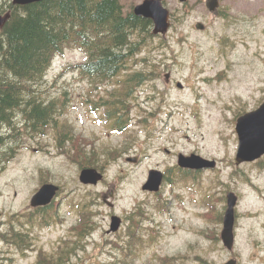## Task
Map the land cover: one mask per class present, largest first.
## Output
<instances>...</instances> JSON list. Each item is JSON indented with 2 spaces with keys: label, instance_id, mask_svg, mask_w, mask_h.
Listing matches in <instances>:
<instances>
[{
  "label": "rangeland",
  "instance_id": "obj_1",
  "mask_svg": "<svg viewBox=\"0 0 264 264\" xmlns=\"http://www.w3.org/2000/svg\"><path fill=\"white\" fill-rule=\"evenodd\" d=\"M143 1L121 0L126 9ZM163 1L171 28L130 63L148 79L127 99L123 132L106 116L115 86L85 75L77 47L36 85L55 105V122L9 132L16 154L0 172V264H264V157L235 162L237 118L264 102V0H222L217 15L205 0ZM11 2L0 0V15ZM179 154L218 165L186 174ZM93 161L103 163L104 180L83 185L81 171L98 169L85 166ZM151 169L167 177L157 194L142 189ZM47 183L60 193L44 213L30 201ZM229 192L238 196L233 252L220 238ZM113 215L123 224L108 233Z\"/></svg>",
  "mask_w": 264,
  "mask_h": 264
},
{
  "label": "trees",
  "instance_id": "obj_2",
  "mask_svg": "<svg viewBox=\"0 0 264 264\" xmlns=\"http://www.w3.org/2000/svg\"><path fill=\"white\" fill-rule=\"evenodd\" d=\"M152 26L150 19L137 17L133 7L126 9L121 0H44L16 9L0 31V172L16 154L14 147L7 146L9 132L16 133L20 124L41 132L54 121L55 105L37 97L36 85L69 47H77L85 54V75L115 86L105 100V107L109 108L106 116L114 115L113 127L123 132L128 121L123 122L122 118L130 114L127 99L134 88L148 79L144 72L130 70L129 62L148 39L154 38ZM120 104L125 105L124 109H119ZM6 125L7 130L3 131ZM64 138L66 135H61L60 143ZM6 150L8 159L2 155ZM101 165L93 161L85 166L104 170ZM216 216L221 223L222 215L215 213L213 217ZM134 233L135 230L131 236ZM214 239L220 241L217 236Z\"/></svg>",
  "mask_w": 264,
  "mask_h": 264
},
{
  "label": "water",
  "instance_id": "obj_3",
  "mask_svg": "<svg viewBox=\"0 0 264 264\" xmlns=\"http://www.w3.org/2000/svg\"><path fill=\"white\" fill-rule=\"evenodd\" d=\"M44 0H14L16 5H30L40 3ZM185 2L186 0H181ZM221 0H207L208 9L217 13ZM134 13L138 17L150 19L153 21V34L165 35L170 29V11L164 6L162 0H145L142 4L134 9ZM11 18L10 14L0 16V30L5 26ZM202 23L197 24L198 30H204ZM169 78V75H167ZM181 87V85H179ZM236 133L239 138V147L235 162L237 165L244 163H252L264 156V103L256 110L248 112L237 119ZM137 159H130V162L136 163ZM178 165L182 169L202 171L207 169H215L217 167L216 160H209L200 155L191 154L185 156L179 154ZM104 179V175L94 168H85L81 171L79 180L83 185H98ZM164 180V174L158 170L149 172L147 183L143 186L144 191L159 192ZM60 188L55 184H44L38 192L31 198L30 204L33 208L46 207L54 201ZM104 201L109 206H113L108 202L107 197ZM238 203V197L234 192L227 194V209L223 220V229L221 232V240L228 251H233L236 243L235 236V209ZM122 225V219L113 216L109 233L119 231ZM226 264H238L235 259L229 260Z\"/></svg>",
  "mask_w": 264,
  "mask_h": 264
},
{
  "label": "flooded vegetation",
  "instance_id": "obj_4",
  "mask_svg": "<svg viewBox=\"0 0 264 264\" xmlns=\"http://www.w3.org/2000/svg\"><path fill=\"white\" fill-rule=\"evenodd\" d=\"M11 7H12V6H11ZM19 9H20V8H19ZM9 10H11V9H9ZM137 58H138V57L136 56V57L132 58L133 60H132L131 62H129V67H130V68H132V66H130V63H132V64H136V60H137ZM124 59H125V58H124ZM126 63H127L126 60H124L123 63H122V65H123L124 68H125V66H126Z\"/></svg>",
  "mask_w": 264,
  "mask_h": 264
},
{
  "label": "bare ground",
  "instance_id": "obj_5",
  "mask_svg": "<svg viewBox=\"0 0 264 264\" xmlns=\"http://www.w3.org/2000/svg\"><path fill=\"white\" fill-rule=\"evenodd\" d=\"M2 130H7V125L2 127Z\"/></svg>",
  "mask_w": 264,
  "mask_h": 264
}]
</instances>
